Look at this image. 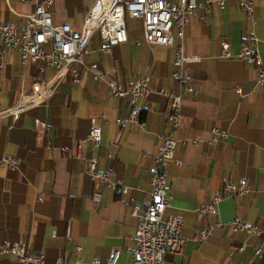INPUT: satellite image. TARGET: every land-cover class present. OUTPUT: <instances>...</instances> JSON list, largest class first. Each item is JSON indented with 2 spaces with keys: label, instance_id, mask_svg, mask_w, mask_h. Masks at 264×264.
Here are the masks:
<instances>
[{
  "label": "crops",
  "instance_id": "obj_1",
  "mask_svg": "<svg viewBox=\"0 0 264 264\" xmlns=\"http://www.w3.org/2000/svg\"><path fill=\"white\" fill-rule=\"evenodd\" d=\"M36 1L0 0V22L20 28ZM95 1L55 0L52 20L79 30ZM251 1L254 22L230 0L223 8L210 5L208 12L206 0H197L202 7L185 28V54L197 61L187 65L191 91L183 95V124L175 136L174 160L166 165L164 218L184 222L183 253L169 258L175 264H264V86H256L255 67L236 57L253 30L264 62V0ZM125 27L128 40L122 44L94 35L85 62L98 64L101 72L114 68V76L105 79L123 88L148 77L149 94L139 102L142 128L120 130L114 121L127 116V100L111 97L107 85L94 79L95 72L80 66L77 81L68 74L54 84L50 97L25 107L16 118L2 115L53 70L40 74L36 65H22L16 51L0 58V158L20 161L17 169L0 167V245L24 244L29 252L44 255L45 264L58 259L104 264L114 250L119 251L116 264H132L137 219L130 209L149 199V168L161 145L159 136L168 132L170 111L169 100L158 91L177 89L172 73L179 40L174 31L173 47L150 46L143 42L140 19L128 17ZM224 42L232 58L223 55ZM101 115L106 119L98 122L102 139L96 146L88 134ZM213 129L227 136L214 140ZM78 142L85 144L82 157L75 155ZM92 158L128 188L126 194L90 179L86 167ZM239 178L248 180V194L224 198L216 215L197 217L200 203L211 202L225 182ZM235 219L253 224L263 232L261 238L234 232L230 224ZM217 224L206 241L194 239ZM242 244L245 250L235 251ZM255 245L262 248L259 257ZM0 264L19 263L0 255Z\"/></svg>",
  "mask_w": 264,
  "mask_h": 264
},
{
  "label": "built area",
  "instance_id": "obj_2",
  "mask_svg": "<svg viewBox=\"0 0 264 264\" xmlns=\"http://www.w3.org/2000/svg\"><path fill=\"white\" fill-rule=\"evenodd\" d=\"M55 0H37L34 11L23 16V25L16 28L12 24L0 22V58L8 51H16L20 56V63L24 66L36 65L40 74L47 68L53 70L52 75L43 81L33 84L27 92L21 94L14 105L3 110L2 115L16 118L25 108L35 105L53 94L54 84L64 76L71 74L77 81L79 71L77 66L92 70L94 79L108 87V94L117 99H126L128 114L118 118L114 124L120 129L142 128L140 119L141 99L149 94L146 76L139 78L129 88H123L113 78L106 80V76H114L116 70L108 68L99 71L98 64L87 65L85 60L90 54L91 40L98 34L103 42L122 44L127 42L125 18H136L142 22L143 42L150 46L171 48L174 46V31L179 43L176 46L173 62L172 78L177 86L176 90H159L158 93L169 100L170 111L166 115L168 132L160 135L161 145L153 156V164L149 168L150 193L149 199L142 205H133L131 215L137 219V226L132 238L133 246L130 248L132 264H175L169 258L183 253L185 239L182 236L184 222L179 217L164 218V211L168 206L167 188L168 173L166 165L174 160L177 145L176 134L183 124L182 102L183 95L191 91V77L187 65L193 60L185 54L184 35L188 22L197 17L200 6L197 0H96L88 12L81 28L74 29L68 24L56 25L52 20L51 7ZM229 0H206L203 9L208 12L212 4L223 8ZM239 7L248 20L254 22L256 5L251 0H230ZM259 39L252 30L246 41L241 45L237 58L252 64L256 69V86H264V62L260 56L257 44ZM105 52L111 54V48L106 47ZM222 53L227 58L233 56L229 53L228 43L222 44ZM32 89L37 93L29 99H24ZM104 115L96 117L91 125L88 140L100 146L102 131L98 122L105 121ZM214 140L226 137L227 134L212 130ZM84 142L75 146V155L82 157ZM109 159L112 158L108 155ZM20 161L14 158H0V167L6 166L17 169ZM86 174L98 185L104 186L116 194H126L128 188L114 180L110 170L99 169L97 160H88ZM249 182L246 178L225 182L219 194L211 202L199 204L196 214L199 219L205 215H216L218 204L227 197L245 196L249 192ZM220 225V224H219ZM217 225L210 226L198 232L195 240L206 241ZM234 232H245L255 238H261L262 231L253 224L244 220L235 219L231 222ZM246 244L234 247L235 251L242 252ZM255 256L262 254V248L255 245ZM79 248H77V251ZM0 255L13 256L19 264H45L42 254L29 252L28 247L21 243L5 242L0 245ZM119 251H112L104 264H116ZM95 264H102L95 260ZM56 264H62L60 259Z\"/></svg>",
  "mask_w": 264,
  "mask_h": 264
},
{
  "label": "bare ground",
  "instance_id": "obj_3",
  "mask_svg": "<svg viewBox=\"0 0 264 264\" xmlns=\"http://www.w3.org/2000/svg\"><path fill=\"white\" fill-rule=\"evenodd\" d=\"M36 93H37L36 89H32L31 92L24 97V99L27 100V99H29L30 97H32Z\"/></svg>",
  "mask_w": 264,
  "mask_h": 264
},
{
  "label": "rangeland",
  "instance_id": "obj_4",
  "mask_svg": "<svg viewBox=\"0 0 264 264\" xmlns=\"http://www.w3.org/2000/svg\"><path fill=\"white\" fill-rule=\"evenodd\" d=\"M128 19V17H126V20ZM126 20H125V25H126Z\"/></svg>",
  "mask_w": 264,
  "mask_h": 264
}]
</instances>
